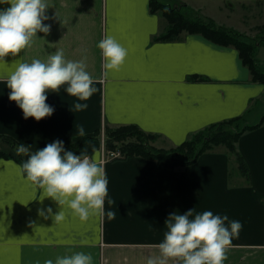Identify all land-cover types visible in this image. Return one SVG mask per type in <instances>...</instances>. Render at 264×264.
Listing matches in <instances>:
<instances>
[{
    "label": "crops",
    "instance_id": "obj_1",
    "mask_svg": "<svg viewBox=\"0 0 264 264\" xmlns=\"http://www.w3.org/2000/svg\"><path fill=\"white\" fill-rule=\"evenodd\" d=\"M178 1L229 30L208 17L211 5L231 11L236 6L264 9V0ZM46 2L49 19L44 23L50 32L37 33L30 47L0 63V136L35 152L56 140L65 144L80 137L79 125L85 136L132 125L155 135L153 148L169 151L194 133L239 116L244 115L247 125H259L238 137L234 153L218 146L173 170L139 156L101 163V149L96 150L90 156L106 171L108 198L115 203L109 206L106 201L105 209L114 211L115 218L93 214L81 221L65 206V219L59 224L38 216V209L51 207L56 214L59 208L50 198L40 201L42 190L21 174L16 150L0 140V150L6 147L11 154L0 160V264H45L49 259L55 264L56 257L74 252L91 254L93 264H145L147 255L158 252L148 245L162 242L168 216L193 208L194 215L211 211L241 222L224 264H264V86L252 81L237 50L185 32L174 40L157 41L166 23L160 12H151L149 0ZM261 26L264 20L248 32H236L249 36ZM106 33L127 49L125 62L107 78L97 47ZM57 50L68 60L86 57L97 91L85 102L69 97L63 88L49 92L46 103L54 108L52 116L25 120L8 99L5 81L12 63L43 60ZM77 102L86 103L87 109L71 112Z\"/></svg>",
    "mask_w": 264,
    "mask_h": 264
},
{
    "label": "clouds",
    "instance_id": "obj_2",
    "mask_svg": "<svg viewBox=\"0 0 264 264\" xmlns=\"http://www.w3.org/2000/svg\"><path fill=\"white\" fill-rule=\"evenodd\" d=\"M0 63L6 64L5 57L15 58L37 38V33L47 35L50 25L46 11V0H0ZM57 16V15H56ZM97 47L103 58V76L118 71L125 62L127 49L113 36L105 34ZM86 57L68 60L63 50H57L46 59H32L30 62L14 60L13 68L6 77L10 90L8 99L22 111L25 120L32 118L39 122L51 117L54 108L46 103L48 93H58L61 88L69 97L85 102L97 91L95 80L86 70ZM77 102L71 112L87 109L86 103ZM80 137L86 135L83 125L76 128ZM31 146L21 143L16 149L17 156H25L19 165L24 178L42 190L40 201L50 198L59 208L53 214L51 207L38 209V216L54 224L65 219V206L81 221L90 215H106L114 219L116 213L105 209L115 203L108 198V179L104 167L87 150L79 154L66 150L60 140L48 143L44 148L30 151ZM195 209L184 214L174 212L165 221L166 231L162 242L148 245L158 250L147 255L145 264H224L227 250L233 238L242 229L241 222L229 220L227 215H214L204 211L194 215ZM53 264V260L45 261ZM55 264H93L91 254L74 252L58 256Z\"/></svg>",
    "mask_w": 264,
    "mask_h": 264
},
{
    "label": "trees",
    "instance_id": "obj_3",
    "mask_svg": "<svg viewBox=\"0 0 264 264\" xmlns=\"http://www.w3.org/2000/svg\"><path fill=\"white\" fill-rule=\"evenodd\" d=\"M172 2L180 10L173 9L170 4H165L158 0H149L151 12H160L166 21L165 30L156 38L157 41L174 40L185 32L202 35L207 40L220 46L233 47L237 50L242 64L249 70L252 81L264 86V73L260 70L257 62V45L255 43L253 44L243 34L216 26L211 20L204 21L198 17L190 16L185 12L193 13L186 5L178 0H173ZM261 102L264 105V93L261 97ZM262 120H264V109L261 116ZM258 125H247L244 115L239 116L210 125L194 133L189 139L169 151L153 148L151 143L156 139L155 135L146 134L136 126H121L115 129L105 128L102 134L103 146L105 151H120L122 157L139 156L151 159L156 162L159 168L173 170L194 163L201 154L218 146H224L229 152L234 153L238 137ZM0 140L14 150L20 144L5 136H0ZM101 144V132L97 131L92 135L71 139L64 144V147L66 150L77 154L86 149L88 154L92 155L101 148ZM9 158H11V154L0 150V160ZM18 158L20 163L27 159L25 156H18ZM237 161L240 170L245 174L246 168L238 156Z\"/></svg>",
    "mask_w": 264,
    "mask_h": 264
},
{
    "label": "rangeland",
    "instance_id": "obj_4",
    "mask_svg": "<svg viewBox=\"0 0 264 264\" xmlns=\"http://www.w3.org/2000/svg\"><path fill=\"white\" fill-rule=\"evenodd\" d=\"M158 1L163 2V0H158ZM170 6L173 9L180 10V8H178V6L175 5L173 2L170 3ZM225 9L224 8L220 9L216 5H211L207 9L208 17L212 18V20L215 19V22H217V24H221L222 26L223 24H225L226 26H230V30L234 29V31L237 30V31L248 32L252 27H254L255 25L261 24L264 20V12L263 13L261 12V10L263 11L264 9L261 7H259L258 9L252 7L251 9L250 7L245 8V6L244 8L241 6H236L234 7L232 11L230 9H226V10ZM185 13L190 16L196 17V18L200 17V19L204 21L207 20L203 16H199L193 11H192L193 14H190L187 12ZM157 14L159 15L160 13H157ZM161 20L166 23L164 18H162ZM247 38L250 39L253 44L255 43L257 45L256 58H257V62L259 64L260 70L264 73V43H263L264 42V27L261 26L257 29H253V31L249 34V36H247ZM263 109L264 107L262 108V112H263ZM253 117H254L253 114L250 115L249 117L250 122H253L251 121L253 120ZM101 141H102V144H101V149H102V146H103V135L102 134H101ZM1 151L9 152L6 149V147L5 148L1 147Z\"/></svg>",
    "mask_w": 264,
    "mask_h": 264
},
{
    "label": "built area",
    "instance_id": "obj_5",
    "mask_svg": "<svg viewBox=\"0 0 264 264\" xmlns=\"http://www.w3.org/2000/svg\"><path fill=\"white\" fill-rule=\"evenodd\" d=\"M122 158V154L120 151H105L104 147L102 146L101 149V163H104L108 160L120 159Z\"/></svg>",
    "mask_w": 264,
    "mask_h": 264
}]
</instances>
